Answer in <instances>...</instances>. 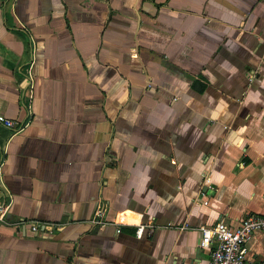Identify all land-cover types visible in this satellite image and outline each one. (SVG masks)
I'll return each instance as SVG.
<instances>
[{"label": "crops", "instance_id": "1", "mask_svg": "<svg viewBox=\"0 0 264 264\" xmlns=\"http://www.w3.org/2000/svg\"><path fill=\"white\" fill-rule=\"evenodd\" d=\"M0 114V264H209L264 209V0H0Z\"/></svg>", "mask_w": 264, "mask_h": 264}, {"label": "built area", "instance_id": "2", "mask_svg": "<svg viewBox=\"0 0 264 264\" xmlns=\"http://www.w3.org/2000/svg\"><path fill=\"white\" fill-rule=\"evenodd\" d=\"M0 122L6 126H11L14 121L11 118L0 114ZM21 127L19 125L17 128ZM102 209H96L94 215L89 219L93 223L102 224L107 220L102 216ZM4 205L0 204V220L3 219ZM21 222V221H20ZM154 224L152 222L137 223L135 227L136 235H141L145 229L151 232ZM30 227L36 228L35 222ZM200 231L199 244L208 246L209 264H245L247 258L246 241L251 233L258 229H264V209L258 212H246L234 225L228 224L222 219H217L214 223L199 224ZM249 264H263L259 259H252Z\"/></svg>", "mask_w": 264, "mask_h": 264}]
</instances>
